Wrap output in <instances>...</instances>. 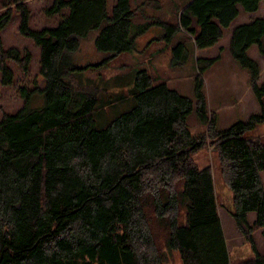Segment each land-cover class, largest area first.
<instances>
[{"label": "trees", "instance_id": "1", "mask_svg": "<svg viewBox=\"0 0 264 264\" xmlns=\"http://www.w3.org/2000/svg\"><path fill=\"white\" fill-rule=\"evenodd\" d=\"M13 1L21 14V34L41 48L45 85L34 92L45 97V105L33 107L34 92L22 88L23 108L0 120V264L148 263L154 240L147 225L146 193L174 179L179 188L164 196L157 192L151 205L161 220L172 215L167 249L177 251L183 264H231L213 170L194 162L207 144L205 135H193L188 126L194 113L213 138L233 194V218L252 249L241 264H264L254 237L264 229V142L246 136L264 124L261 65L249 55L257 47L264 58V17L237 26L230 41V54L248 72L260 113L217 129L204 79L217 57L198 60L193 98L166 82L157 83L147 70L137 71L133 105L101 125L98 113L109 103L101 102L99 87L82 86L75 79L137 51L131 1L117 0L109 9L108 0H54L48 14L65 9L68 14L57 27L42 30L29 27L26 0ZM262 2L192 0L176 26L159 23L164 33L158 40L173 47L172 67L189 61L188 38L198 49H209L224 37L240 8L255 13ZM12 17L10 10L0 14V33ZM181 32L186 38L174 44ZM92 35L97 59L83 65L78 55ZM10 61L27 73L32 55L5 49L0 36L4 86L15 78ZM151 176L157 178L155 184ZM249 213L255 214L252 225Z\"/></svg>", "mask_w": 264, "mask_h": 264}, {"label": "rangeland", "instance_id": "2", "mask_svg": "<svg viewBox=\"0 0 264 264\" xmlns=\"http://www.w3.org/2000/svg\"><path fill=\"white\" fill-rule=\"evenodd\" d=\"M116 1V0H115ZM132 9L136 16L133 20L132 37H137V51L120 55L108 68L100 70H89L75 79L76 84L96 85L100 88L101 102H108V107L99 112V124L111 120L130 108L133 105V88L137 71L147 70L157 83L166 82L172 89L179 91L183 95L194 97V78L198 75V60L213 59L219 60L204 72L205 92L208 101L210 115L217 117V129H224L230 124L249 118L255 113H260V106L254 97L250 78L246 72L232 58L228 45V38L231 31L239 24L253 22L257 18L264 17V2L255 13H245L240 8V15L234 21L230 30L225 31L220 44L205 50L197 48L191 38L187 40V46L190 51L189 61L179 67H172L171 59L173 56L172 46L165 41H159L164 33L159 25L166 22L171 25H177L180 19V12L188 6L192 0H130ZM54 0H26L25 5L30 10L29 27L34 30H42L47 27H57L64 17L63 10L58 15H49L48 11L53 5ZM114 0H108V8L114 4ZM10 10L13 13L12 20L7 27L0 33L2 43L5 49L15 48L22 55L30 52L32 61L29 71L23 73L20 66L10 61L9 66L14 71V82L10 86L2 84V75L0 74V120L4 115L16 114L25 104L21 97L22 88L30 93L36 89H41L45 85L41 71V48L36 45L34 40L24 37L20 30L21 14L17 10L13 0H0V14ZM63 15V16H62ZM93 35L82 44L78 60L81 64H87L97 59L93 51ZM186 33L181 32L174 39V44L185 39ZM225 46V47H222ZM222 47V48H221ZM250 57L257 59L261 65V77L258 84H264V58H262L257 47L249 50ZM231 72V75H229ZM32 106L42 107L45 105V97L38 92L32 93ZM100 126V125H99ZM188 126L193 135L207 137V144L204 149L194 155V162L200 167H211L214 176V190L218 202L222 223L226 238L229 241L231 250V264H241L243 260L252 255V249L239 232L236 226L234 212L233 194L227 186L224 178L223 164L219 154L212 145L213 138L208 137V127L202 125L197 115L194 113L188 118ZM246 136L250 139L264 142V124L256 129L249 131ZM263 184H264V173ZM261 174V175H262ZM153 184L157 182L155 176H151ZM180 181L175 179L170 184L158 183L156 187L159 190H148L146 193L145 207L148 214L147 225L153 235L154 247L147 252L148 263L144 264H183L181 256L177 251H170L166 247L168 223L172 218L171 214L166 215L162 220L159 219L151 207L153 200L158 194L164 196L170 193L173 187L179 188ZM255 216L250 213L248 221L252 225ZM264 229L257 230L254 234L259 251L264 252Z\"/></svg>", "mask_w": 264, "mask_h": 264}, {"label": "crops", "instance_id": "3", "mask_svg": "<svg viewBox=\"0 0 264 264\" xmlns=\"http://www.w3.org/2000/svg\"><path fill=\"white\" fill-rule=\"evenodd\" d=\"M117 1V0H116ZM116 1L114 0V2L116 3ZM141 2H143V0H140ZM149 0H146L144 3H146V2H148ZM114 3V4H115ZM114 4L111 6V8L114 6ZM110 8V9H111ZM64 14V17L65 16H67V14H68V12H64L63 13ZM63 16V15H62ZM64 17H62L61 18V20L64 18ZM60 20V21H61ZM234 23V22H233ZM233 23L230 25V27L229 28H227V29H224V33H225V31H227V30H230V28L232 27V25H233ZM60 24V23H59ZM239 25H241V24H239ZM239 25H237V26H239ZM237 26H235L234 27V29L237 27ZM56 27V26H55ZM47 28H52V27H47ZM234 29L231 31L232 33L234 32ZM232 33H231V35L229 36V38H228V45H229V50H230V41H231V37H232ZM223 39V38H222ZM221 39V40H222ZM221 40L216 44V45H214L213 47H215V46H217V45H219L220 44V42H221ZM222 47H225V46H223L222 45ZM221 47V48H222ZM212 48V47H211ZM242 71H244V72H246V74H247V76H248V78H249V74H248V72L246 71V70H244V69H242ZM229 75H231V72H230V74ZM248 118H245V119H241V120H247ZM236 121H238V120H236ZM262 173H264V172H262ZM262 176H263V174H262ZM218 210H219V207H218ZM254 216H255V214L254 213H252ZM249 215H250V213L248 214V218H249ZM219 216H220V218H221V220H222V216H221V214H220V211H219ZM255 219V218H254ZM254 221V220H253ZM223 224V223H222ZM223 228H224V226H223ZM225 231V230H224ZM223 231V232H224ZM226 236V235H225ZM226 240H227V245H228V249H229V252H230V255H231V250H230V246H229V241H228V239L226 238ZM260 250V249H259ZM261 252V251H260ZM261 254H263L264 255V252H261ZM232 263V262H231Z\"/></svg>", "mask_w": 264, "mask_h": 264}]
</instances>
